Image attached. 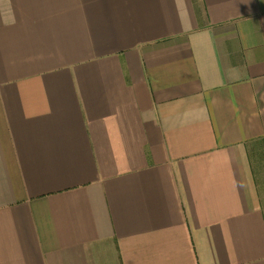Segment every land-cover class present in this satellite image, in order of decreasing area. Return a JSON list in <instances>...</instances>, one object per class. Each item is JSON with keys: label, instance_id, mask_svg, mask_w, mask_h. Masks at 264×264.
Masks as SVG:
<instances>
[{"label": "crops", "instance_id": "1", "mask_svg": "<svg viewBox=\"0 0 264 264\" xmlns=\"http://www.w3.org/2000/svg\"><path fill=\"white\" fill-rule=\"evenodd\" d=\"M0 264H264V0H0Z\"/></svg>", "mask_w": 264, "mask_h": 264}]
</instances>
